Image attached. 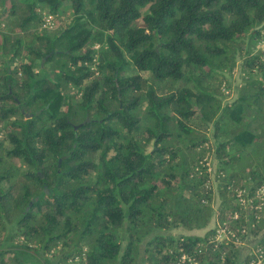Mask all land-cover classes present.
<instances>
[{
	"label": "trees",
	"instance_id": "obj_1",
	"mask_svg": "<svg viewBox=\"0 0 264 264\" xmlns=\"http://www.w3.org/2000/svg\"><path fill=\"white\" fill-rule=\"evenodd\" d=\"M1 24L0 264L250 263L213 229L170 232L264 231L234 194L264 186V0H0Z\"/></svg>",
	"mask_w": 264,
	"mask_h": 264
},
{
	"label": "built area",
	"instance_id": "obj_2",
	"mask_svg": "<svg viewBox=\"0 0 264 264\" xmlns=\"http://www.w3.org/2000/svg\"><path fill=\"white\" fill-rule=\"evenodd\" d=\"M6 27L5 24L0 25V31H2ZM40 28L42 30H51L55 28V16L53 14H43L41 18V24ZM223 92L229 93L225 89V87L222 88ZM202 167L200 168V174L202 171H204L209 177V181L207 182V189L209 191H212L213 193H216L217 191V177H216V167H214V162L208 158H205L203 162L201 163ZM234 194L236 196L237 201L239 202L241 208H243L244 211L247 212H257L260 213L264 211V186H261L254 190V192H251L248 187H241L237 188L234 191ZM215 198V197H214ZM254 199H257L254 202ZM204 204H206V201H203ZM214 211L217 210V206H214V200L211 204ZM215 218V226L213 227V230H215L216 234L214 236V241L217 244L225 243V242H233L236 244L240 249L246 248L249 245V242H251V239L260 237L261 233L258 236H253L251 229L254 228V225H248L247 227L242 228L241 230H235L230 225L229 222L224 221L223 223H219L218 219H216V215H214ZM240 218V213L236 212L232 220L237 221ZM257 219L260 218V216H256ZM264 238V237H262ZM261 238V239H262ZM259 239V241L261 240ZM258 241V242H259ZM257 242V243H258ZM257 243L254 244L253 247L250 248V251L247 253V255H250V263L249 264H264V245H257ZM88 248L84 247L81 249V252L70 256L64 261V264H82L84 261L85 254L87 253ZM57 251L52 250L50 253L46 254V257L48 259H52L53 255ZM175 264H199L192 256L188 254L181 255Z\"/></svg>",
	"mask_w": 264,
	"mask_h": 264
},
{
	"label": "rangeland",
	"instance_id": "obj_3",
	"mask_svg": "<svg viewBox=\"0 0 264 264\" xmlns=\"http://www.w3.org/2000/svg\"><path fill=\"white\" fill-rule=\"evenodd\" d=\"M68 9H69L68 7L63 8V12H65L64 20H66V21L69 19L68 12H67ZM57 25H58V23H57ZM57 25L55 24L54 30L58 29ZM39 30L41 31L42 29L39 28ZM41 32H43V30ZM259 47H262V46L259 45ZM95 49L100 50L101 46L99 44H96ZM241 66H242V61L240 59V56H237V66L234 69L225 70L222 72V77H221L222 85H221V87L222 88L225 87V89L227 91H229V93H227V94H226V92L222 91V93L224 94V96H222L224 104L231 103V101L234 100L238 96L239 88H240V85L242 84V81L244 78V76L241 72ZM216 86H217V84H216ZM214 167H215V163H214ZM218 204H219V197H218V195H216L214 198V206L218 207ZM176 235H179V234L177 233ZM262 237H264V231H262L260 237L251 239V242H249L248 247L244 248L246 251L245 252L243 251V254L247 255V253L250 251V248L253 247L254 244L257 243L259 241V239H261ZM34 255L36 257H31L30 255L27 256L28 264H37L38 260L42 258L40 256V254H38V253H36ZM24 256L25 255L19 254V257H21L22 259H24ZM64 261H62L61 264H64Z\"/></svg>",
	"mask_w": 264,
	"mask_h": 264
},
{
	"label": "crops",
	"instance_id": "obj_4",
	"mask_svg": "<svg viewBox=\"0 0 264 264\" xmlns=\"http://www.w3.org/2000/svg\"><path fill=\"white\" fill-rule=\"evenodd\" d=\"M215 226V218H214V216H213V218H212V220H211V222H210V224H209V226L208 227H205V228H203V229H200V230H193V231H186V230H183V229H180V228H178V229H174L173 231H171L170 232V234H172V235H175V236H177L176 234L178 233V234H185V235H187V234H189V235H197V236H204L209 230H212L213 229V227ZM187 232V233H186ZM241 250V252L243 253V251L245 252L246 250L244 249V248H242V249H240ZM246 255V254H245ZM31 256H32V254H31ZM33 257V256H32ZM34 257H36V256H34ZM42 259V260H41ZM41 259H39L38 260V262H37V264H50V263H47L46 261H48V260H46V259H43V257L41 258ZM53 264H55V263H53Z\"/></svg>",
	"mask_w": 264,
	"mask_h": 264
},
{
	"label": "water",
	"instance_id": "obj_5",
	"mask_svg": "<svg viewBox=\"0 0 264 264\" xmlns=\"http://www.w3.org/2000/svg\"><path fill=\"white\" fill-rule=\"evenodd\" d=\"M264 25V24H263ZM263 25H261L258 29H260V28H262L263 27ZM44 66V61H42V67ZM31 117V116H30ZM77 128V127H76ZM60 164H61V161H59V166H60Z\"/></svg>",
	"mask_w": 264,
	"mask_h": 264
}]
</instances>
